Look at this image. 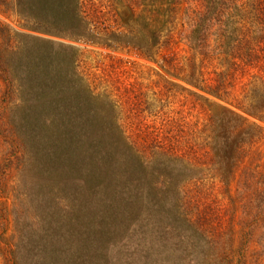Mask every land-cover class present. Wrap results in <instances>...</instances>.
Here are the masks:
<instances>
[{
  "label": "trees",
  "instance_id": "16d2710c",
  "mask_svg": "<svg viewBox=\"0 0 264 264\" xmlns=\"http://www.w3.org/2000/svg\"><path fill=\"white\" fill-rule=\"evenodd\" d=\"M194 2L199 9L190 12ZM181 3L189 11L186 37L203 57L219 54L237 67L249 65L264 74V0H0L23 30L0 23V79L5 84L0 136L10 146L0 163L3 264H100L84 259L85 248L75 245L74 202L103 195L109 197L103 207L112 213L109 228L131 223L128 232L137 240L143 236L133 264H246L245 251L241 257L235 254L226 213L221 218L218 204L215 208L201 198L212 196L215 182L228 192L242 148L259 136L260 127L232 108L202 105L208 114L204 122L163 118V125L170 126L163 138L162 128L144 118L170 113L169 97L178 82L161 76L162 93L153 90L149 99L132 86L115 92L81 66V44L129 52L126 20L140 17L139 8L145 9L141 19L149 35L144 46H134L145 49L143 56L149 58L162 32L151 14L158 5ZM229 68L214 84L202 77L186 82L221 97ZM181 71L177 68V77ZM254 79L253 88L263 95H253L255 106L243 109L261 119L264 75ZM189 136L194 151L183 148ZM11 169L19 176L12 194ZM8 224L11 237L16 236L11 246Z\"/></svg>",
  "mask_w": 264,
  "mask_h": 264
},
{
  "label": "rangeland",
  "instance_id": "374dc122",
  "mask_svg": "<svg viewBox=\"0 0 264 264\" xmlns=\"http://www.w3.org/2000/svg\"><path fill=\"white\" fill-rule=\"evenodd\" d=\"M156 7L155 12L151 14V19L155 21L156 25L158 24V28L161 27L162 32L160 42L152 47L153 54L149 58L143 56L145 49L140 50L142 52L140 53L137 47L134 46H144V42L147 41L149 35L148 29L145 28V20L141 19L145 9L139 8L140 17H136L132 13L134 15L130 18L132 20H126L128 27L124 29V32L131 34L126 37L128 39L126 42L132 45L129 52L126 50L116 51L115 49L85 47L84 44H81L80 46L85 52V58L82 59L81 66L85 70H90L92 77L97 78V81L109 86L115 92L132 86L131 89L147 92L149 99L154 97L153 90L158 94L162 93L163 82L160 80L161 76L178 82L179 87L173 89L172 95L169 97L172 106H170V113L168 111L158 119H155V116L144 118L145 123H148V125L153 122L162 128L165 134L163 138L168 136L170 130V126L163 125V118L169 119L171 117L174 119L183 116L186 118V122L190 124L196 123L197 120L204 122L208 114L206 107L203 109L202 105H213L214 108L219 106L232 108L241 113L249 124H257L260 127L259 136L242 148V156L235 167L233 178L228 186V192L225 191V186L215 182L217 187L212 189V196L201 198V203H212L215 208L218 204L221 210V218L222 213H226L224 222L228 227L231 224L233 248L237 257H241L245 251L246 264H264V108L258 111L262 117L261 119L246 114L245 109H243H251L255 106L253 95L256 93L263 95L262 90H255L253 87H255L254 75L263 76L264 74L262 70L249 65L241 64L237 67L232 59L227 62L219 54L203 57L186 37V34H188L186 15L189 12L186 3L175 6L158 5ZM191 7L190 12L199 9L196 2ZM124 15L128 16L129 13L126 12ZM147 18L149 17L147 16ZM0 23L9 25L14 31H23L20 28L16 14L11 11L7 12L3 7H0ZM140 56H143V58H140ZM165 57L173 60V62H165ZM236 62L241 61L237 60ZM173 63L177 64L176 68L171 67ZM227 65L230 68L221 97H213L186 82L187 80L197 82L198 78L202 77L214 84L218 74ZM179 67L182 71L177 77L175 71ZM156 71L160 75L156 74ZM182 88H189L190 91L187 92ZM4 90L5 84L0 79V106L3 105L1 100ZM191 92L203 95L208 102ZM1 110H3V107H0V112ZM124 111L127 116L128 109L125 108ZM128 120L130 121V119ZM183 148L192 151L197 149L190 136L185 138ZM9 149V140L0 136V163L4 162L2 159L9 153ZM7 173L8 183L12 185L10 191L12 194L13 189L19 184V176L12 169L8 170ZM209 174H213V172ZM226 194L228 195L226 196ZM10 198L11 196H9ZM107 199L109 197L103 195L100 200L97 198L96 200L84 198L80 202H74L76 206L75 214L78 215V227L76 226L74 229V236L77 237L75 245L82 250L85 248L84 259L90 257L99 261L100 264H133L132 262H134L135 257H138V253L142 248L143 236L141 238L138 236L137 240L136 234L132 236V233L128 232L131 223L117 229L109 228V216H112V213L107 214L105 211L107 208L103 207L104 201ZM11 203V200L8 201V210L12 207ZM123 207L126 208L125 205ZM58 215V213L55 214L54 218L57 219ZM129 216L131 217L130 214ZM9 217L13 219L12 216ZM8 227L6 238L8 240L7 244L11 246L16 236L14 235V239L11 237L13 233L12 225L8 224ZM7 244L5 243L3 246L7 247ZM2 260L0 255V264H3ZM90 264L98 263L93 261Z\"/></svg>",
  "mask_w": 264,
  "mask_h": 264
},
{
  "label": "bare ground",
  "instance_id": "6f19581e",
  "mask_svg": "<svg viewBox=\"0 0 264 264\" xmlns=\"http://www.w3.org/2000/svg\"><path fill=\"white\" fill-rule=\"evenodd\" d=\"M124 14H126V12H124Z\"/></svg>",
  "mask_w": 264,
  "mask_h": 264
}]
</instances>
